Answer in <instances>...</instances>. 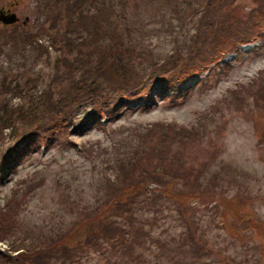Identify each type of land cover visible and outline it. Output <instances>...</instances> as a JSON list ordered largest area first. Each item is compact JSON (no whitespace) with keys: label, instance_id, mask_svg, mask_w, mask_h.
<instances>
[{"label":"rangeland","instance_id":"1","mask_svg":"<svg viewBox=\"0 0 264 264\" xmlns=\"http://www.w3.org/2000/svg\"><path fill=\"white\" fill-rule=\"evenodd\" d=\"M39 1L0 0V10L15 12L19 18L11 25L0 23V116L14 120L12 131L2 128L0 156L15 148L22 152L15 155L18 157L6 177L0 179V208L12 201L11 210L17 212L20 225L0 240V251L22 242L21 247L42 245L48 236L55 238L82 219H91L95 209L105 208L113 214L118 206L123 204L125 208L123 201L132 191L119 194L118 200L109 198L115 191L117 195L125 180L121 176L123 169L128 168L125 154L129 153L130 161H134L132 149L136 148L143 160L145 156L163 160L155 163L164 164L165 170L177 177L180 174L181 192L199 196H192L178 213L172 199L154 202L153 195L157 192L147 193L148 204L139 220L130 223L128 214L122 223L132 227L126 241L132 243L137 233L148 234L152 237L149 240L155 241L144 244L153 250L144 249V259L150 262L161 255L157 238L167 235L173 242L162 264H185L188 248L184 242L195 244L196 252L202 255L194 259L196 262L211 256L198 264H254L255 258L259 259L256 264H264V94L258 91L260 86L264 88V27L254 36L258 37L254 44L241 45L240 49L239 45L231 47H236L235 52L226 48L222 52L215 50L213 55L208 52L202 55L201 51L198 70L189 72L182 82L171 86L149 85L121 110L113 108L109 113L97 112L85 119L87 108L66 127L40 133L23 148L28 141L22 138L21 141L19 135L27 123L9 118V108L20 110L34 105L39 109L45 100L42 92L53 91L56 97L73 73L71 67L76 58L87 57L86 52L89 53V46L80 41L84 37L76 36H84L85 31L80 26H77L78 32L82 31L79 34L67 29L64 18L57 22L59 6L54 0L45 2L46 7H39ZM261 2L235 0L237 11L233 14L244 17L255 13L254 8ZM194 3V0H132L125 12L132 34L128 40L135 44L130 56L145 54L142 59L155 63L174 48L185 50L197 36L200 5ZM61 10V15L67 18L68 12ZM82 10L85 11L83 7ZM230 16L225 14L223 18L227 20ZM95 26L91 16L87 17L84 23L87 31L93 32ZM140 64L136 67L142 72L152 69L143 61ZM81 78L77 73L76 80ZM148 92L153 97L151 101L144 100L149 98ZM3 105L8 107L5 112ZM192 129L195 133H191ZM147 135L152 137L146 139L148 143H142L141 139ZM154 146H159L162 158L154 159ZM114 153L124 154L116 158ZM230 166L235 168L236 182L214 186L224 178L221 174L218 178L216 173ZM158 182L159 179H152L139 186L146 184L148 190L157 189ZM196 214L202 216L196 229L201 234L187 235L181 244L178 233L181 228L194 226ZM90 221L83 220L81 224L85 225L81 229ZM135 223L142 232L134 228ZM251 245H255L256 251L250 250ZM110 254L108 250L102 255L101 251L93 252L87 264H114L110 259L115 257Z\"/></svg>","mask_w":264,"mask_h":264},{"label":"trees","instance_id":"2","mask_svg":"<svg viewBox=\"0 0 264 264\" xmlns=\"http://www.w3.org/2000/svg\"><path fill=\"white\" fill-rule=\"evenodd\" d=\"M90 1L54 0V3L59 6L56 13L57 22L64 18L67 29L75 30L77 34L85 31L84 36L83 34L76 36L78 39L84 37L80 41H84L89 46V53L86 52L88 54L87 57L76 58V63L71 67L73 73L66 79L67 84H63L56 97H54L55 92L53 91L46 92L44 90L42 92V98H45V100L43 106L39 109L35 108L34 105L20 110L9 108L11 112L9 118L14 117L16 121L20 119L22 122L26 121L27 123L25 124L26 128L19 135L20 140L22 138L24 142L28 141L23 148L28 147V144L40 133L52 132V129L60 128V126L66 127L69 122H72L74 117L79 113H83L87 108L89 110L85 112V119L92 117L97 112L105 114L109 113L110 110L112 111L113 108L126 107L132 102V99L140 97L136 95L143 93L149 85L154 86L161 83L163 86H171L182 82L189 72L194 73L193 71L198 70L196 67L202 62L200 56L204 53L208 52L213 55L215 50L222 52L226 48L231 49L234 45L237 47L243 42L256 40L258 37L254 36H256L257 31L264 27V0L254 8L257 12L249 13L244 17H236L233 14L234 11H237L234 6L235 0H194V4L200 5V10L198 9L199 17L196 19L197 24L195 27L197 36L191 40L185 50L179 51L178 48H174L173 52L169 53L168 56H163L160 60L158 58L153 63L154 60L152 59H142L145 54H141V56L139 54L135 58L129 54L134 51L135 44L130 43V40H128L132 34L130 28L128 29L127 27L128 22L125 21L128 19V17L125 19V12L127 10L126 7L132 3V0ZM41 2H44V4L40 5ZM45 2L52 3L53 0H40L38 2L39 7L45 6ZM189 2L191 4V1ZM82 7L85 11L82 10ZM43 9L41 8L40 10ZM61 9H64V13L68 12L67 18L65 15H61V13L63 14ZM44 10L47 9L45 8ZM50 12L47 14L48 16ZM225 14H230V19L224 20L223 16ZM89 16L96 24L93 32L87 31L86 27H84V23ZM77 26L82 28L81 32H78L79 28ZM93 29L94 27L91 30ZM199 40H202L201 44ZM35 42H37L36 39ZM30 45L31 43H29ZM118 47H120V50ZM200 47L202 50H200ZM236 47L231 50L235 51ZM201 51L202 55H199ZM141 60L152 66V69L142 72L143 69L137 68L136 66H141ZM87 62L92 63V65L88 67L86 65ZM77 73L78 77H82L80 81L76 80ZM258 91L264 94L263 86H260ZM148 95L149 92L146 96L149 98L144 100H153V97ZM5 105H3L4 112L8 109ZM13 125L14 120L0 116V135L3 133L2 128H10V131H12ZM192 132L195 133V130L192 129ZM151 137L145 136V138L141 139L142 143H148ZM147 138L149 139L146 140ZM165 145H162V147ZM135 149H132L135 154L134 161H130L129 153L125 154V159H128V168L125 167L122 172L123 175H121L125 180L117 190V195L115 191L109 198L110 201L113 199L118 200L119 194L125 191H132L131 194H127L129 197L123 201L125 208H122V204L115 209L113 214L105 211V208L95 209L90 215L91 219H82L75 227H69L68 230L55 238L48 236L42 245L30 244L21 247L23 242L19 246L11 244L8 250L0 251V264H87L89 263L88 258L93 252L101 251L102 255L107 250L111 253L110 256L115 257L110 259V261L113 260V263L115 262L114 264H162L161 260L165 258V254L170 250L168 248L172 247L170 243L173 241H171L170 237L166 235L157 238L160 242L158 246L161 247L162 253L159 256L156 255L155 258H152L153 261L149 262L150 259H144L142 252L144 249H149L152 252L153 250L149 246L145 247L144 244H155V241H150V235L148 236V234L137 233L138 236L136 239L134 238L132 243L127 242L126 234L130 232L129 228L132 230V227L122 223L126 222L128 214L131 215V218L128 219L130 223H133L132 221L135 219L139 220L140 215L144 214L145 207L148 204L147 198L150 195L147 196V193L157 192V194L153 195L154 202L162 203L164 198L172 199L177 206L176 210L178 213L185 209L186 202L192 196H198V194L181 192L179 188L182 187L180 182H183V179L180 174H177V177L176 174L165 170L164 164L155 163L163 160H153L149 156H145L143 160L141 155L135 152L138 150ZM159 150V146H154L152 150L156 154L154 159L162 158L160 154L163 153H159ZM10 152L6 156H0V179L6 177L8 169H11L12 164L15 162L14 160L22 153L17 148L15 150L11 149ZM17 153L18 155L15 157ZM122 154L124 153H114V156L118 158ZM117 163L123 162L117 161ZM234 169L231 166L224 167L221 169V173H216L218 178H220V174L224 178H220L221 180L219 179L214 186L227 185L233 180V183H235ZM176 170L174 169V171ZM152 179H159L156 185L157 189L148 190L146 184L139 186V184L148 183ZM134 180H139V182L135 183ZM175 188L178 191H173ZM11 202L8 200L7 203L9 204L0 208V240L5 239L9 233H14L20 227L19 222H17V212L15 213L13 209L11 210L12 205H14ZM211 202L216 204V201ZM150 208L153 209L152 207ZM196 217L192 220L194 225L192 228H181L178 233L180 234V240L187 235L201 234L196 229L200 227L202 216L196 214ZM220 218L222 219V215ZM83 220L92 221L87 223L82 230V226L85 225L81 224ZM134 228L142 232L140 226L136 223ZM182 242L184 241L181 240L180 243L182 244ZM187 243L190 242H184L189 249H187V257L184 260L185 264H198L202 260L211 257L206 256L196 262L194 259L202 255L196 252L195 244ZM256 249L255 245L250 246V250L256 251ZM12 252H16V254L11 255ZM258 260V258H255L253 260L254 264Z\"/></svg>","mask_w":264,"mask_h":264},{"label":"water","instance_id":"3","mask_svg":"<svg viewBox=\"0 0 264 264\" xmlns=\"http://www.w3.org/2000/svg\"><path fill=\"white\" fill-rule=\"evenodd\" d=\"M19 20L15 12L0 10V23L3 25H11Z\"/></svg>","mask_w":264,"mask_h":264}]
</instances>
